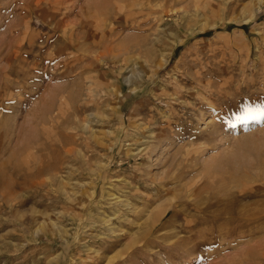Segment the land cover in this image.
Masks as SVG:
<instances>
[{
	"label": "rangeland",
	"instance_id": "rangeland-1",
	"mask_svg": "<svg viewBox=\"0 0 264 264\" xmlns=\"http://www.w3.org/2000/svg\"><path fill=\"white\" fill-rule=\"evenodd\" d=\"M261 109L264 0H0V264H257Z\"/></svg>",
	"mask_w": 264,
	"mask_h": 264
},
{
	"label": "bare ground",
	"instance_id": "bare-ground-1",
	"mask_svg": "<svg viewBox=\"0 0 264 264\" xmlns=\"http://www.w3.org/2000/svg\"><path fill=\"white\" fill-rule=\"evenodd\" d=\"M236 168H238V167H236ZM223 172H225V171H223ZM226 172L232 173L234 175L241 173L240 171H238L235 168H232V169L228 168ZM227 177H228V175H227ZM237 180H240V178L236 179L235 181H237ZM235 181H234V183H235ZM241 183H242V181H241ZM232 185H235V184H233V182H230V183L227 182V183L221 184V186H220L221 189L220 190L219 189L216 190V188H215V190L212 189V193L210 194V196L212 197L211 200L214 199V201H209V203H207L206 205H204L202 203L203 204V207H202L203 209L202 210L207 211L208 215L205 214V216L203 218L201 217L197 221L194 220L193 222L194 223H198V224H206V226H208V227H210L212 225H215L216 223H222L221 224V225H223L222 228H224V227L232 226L233 223L234 224L241 223L240 221H243L244 219H245V223H251V222H255L256 223V222H259L260 220L264 219V207L261 204L252 203V204L248 205V204H245V202H244V205H243L241 203V200L243 199L244 191L252 189V187L254 185H256V183L246 181V183L244 182V184L242 183V185L238 186V187H235V186H232ZM220 191L223 193L222 194L223 198H220V196H219V192ZM161 212H160L161 214L159 213L160 215H162L163 212H165V211H161ZM221 219H223V220H221ZM243 224H244V221H243ZM233 227H234V225H233ZM201 234H202V231H201ZM261 253L262 254L260 256H258L259 259L257 258V261H256L257 264H262V262H264V251H262ZM238 255L240 256V254H238ZM245 255H246V257H243ZM249 257L251 259H253L250 254L245 253L244 255H241V260L242 261H247V259H249ZM256 257H257V255H256Z\"/></svg>",
	"mask_w": 264,
	"mask_h": 264
},
{
	"label": "snow or ice",
	"instance_id": "snow-or-ice-1",
	"mask_svg": "<svg viewBox=\"0 0 264 264\" xmlns=\"http://www.w3.org/2000/svg\"><path fill=\"white\" fill-rule=\"evenodd\" d=\"M251 111V110H248ZM258 115L261 119H264V109L259 110ZM244 117H238V119H242Z\"/></svg>",
	"mask_w": 264,
	"mask_h": 264
}]
</instances>
